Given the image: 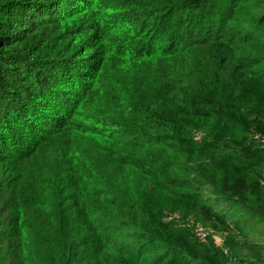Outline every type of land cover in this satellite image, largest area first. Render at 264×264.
I'll return each mask as SVG.
<instances>
[{
	"label": "trees",
	"instance_id": "1",
	"mask_svg": "<svg viewBox=\"0 0 264 264\" xmlns=\"http://www.w3.org/2000/svg\"><path fill=\"white\" fill-rule=\"evenodd\" d=\"M257 230L264 0H0V264H264Z\"/></svg>",
	"mask_w": 264,
	"mask_h": 264
},
{
	"label": "rangeland",
	"instance_id": "2",
	"mask_svg": "<svg viewBox=\"0 0 264 264\" xmlns=\"http://www.w3.org/2000/svg\"><path fill=\"white\" fill-rule=\"evenodd\" d=\"M257 229H261V227L260 226H258L257 227ZM197 234V236H199L200 234H202V233H205V234H207V231L206 230H204L203 228H199V230L197 229V232H196ZM255 234H256V236H257V238L259 239V240H257V241H259V245H260V247L259 248H261V249H259L258 247V250H260V251H258V253L261 255V257L262 258H264V233H262V232H259L258 230H257V232L255 231ZM216 241L217 242H220L219 241V239L217 238L216 239ZM250 241L251 242H253V243H255V237H253V235H251L250 236ZM250 252L249 251H247V250H244V252H243V254H249Z\"/></svg>",
	"mask_w": 264,
	"mask_h": 264
},
{
	"label": "built area",
	"instance_id": "3",
	"mask_svg": "<svg viewBox=\"0 0 264 264\" xmlns=\"http://www.w3.org/2000/svg\"><path fill=\"white\" fill-rule=\"evenodd\" d=\"M205 238H206V234L205 233H202V234L199 235V239L200 240H204ZM236 264H248V263L246 261H240V262H238Z\"/></svg>",
	"mask_w": 264,
	"mask_h": 264
}]
</instances>
